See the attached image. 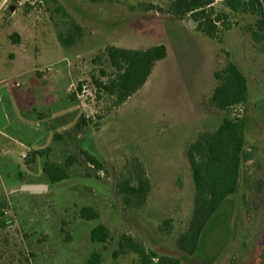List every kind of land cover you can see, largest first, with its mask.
<instances>
[{
	"label": "rangeland",
	"instance_id": "obj_1",
	"mask_svg": "<svg viewBox=\"0 0 264 264\" xmlns=\"http://www.w3.org/2000/svg\"><path fill=\"white\" fill-rule=\"evenodd\" d=\"M173 1L0 0V125L1 110L12 107V130H3L29 143L25 150L0 135V142H6L0 143V264H88L93 252L101 255V264H140L133 253L114 259L124 234L180 264H264V39L252 37L259 32L260 15L233 12L226 2L210 0L206 11L218 29V38L211 39L196 23L184 25L189 16L168 14ZM170 19L205 37L218 69L229 61L240 66L249 86L247 104L238 107L243 112L215 109L204 98L187 122L185 113L162 111L168 94L154 85L120 106L97 87L96 81L108 83L117 74L107 61V47L123 45L122 37L142 36L144 42L137 45L168 37L175 24L158 23ZM75 25L82 29L77 44L63 46L59 35ZM16 29L24 32L17 43L12 38ZM206 68L199 66V73L206 74ZM226 117L246 119V149L253 157L244 166L238 192L226 200L198 251L189 256L176 244L194 206L186 147ZM81 118L88 125L77 129ZM47 149L45 156L33 157L34 151ZM82 151L96 156L104 170L87 163ZM70 156L77 158L71 178L50 184L44 162L65 167ZM135 160L152 184L142 209L125 208L117 191V180ZM28 184L47 185L48 190L35 195L22 191ZM90 206L98 211L97 220L81 217L80 211ZM98 225L110 230L109 241H91Z\"/></svg>",
	"mask_w": 264,
	"mask_h": 264
},
{
	"label": "trees",
	"instance_id": "obj_2",
	"mask_svg": "<svg viewBox=\"0 0 264 264\" xmlns=\"http://www.w3.org/2000/svg\"><path fill=\"white\" fill-rule=\"evenodd\" d=\"M99 2L101 0H92ZM264 0H230L227 7L233 11H252L260 15L258 31H253L252 37L256 42L263 41L264 32ZM211 4L210 0H174L168 14L183 19L189 16L196 24V29L203 35L216 39L218 29L216 22L211 19L206 8ZM148 11L153 10L149 7ZM73 31L67 35L60 34L58 40L63 46L76 45L77 36L82 34L80 26L75 25ZM15 36V37H13ZM13 41L18 42V36L12 35ZM106 58L110 66L117 72L116 77L108 83L96 81L97 87L105 93L114 96L118 106L124 104L147 82L157 62L167 57L165 45H156L145 50L124 49L116 46L106 48ZM216 85L213 93L206 101L207 104L221 111L232 109L239 111L249 100L248 79L240 66L229 61L224 67L214 73ZM236 113V112H235ZM88 121L81 118L76 125L77 129L87 126ZM63 139L61 134L54 136ZM49 149L34 151L33 157L45 156ZM87 163L99 171L104 170L99 159L87 151H82ZM186 155L189 161L192 180L194 184L193 212L185 232L181 233L176 244L178 249L189 256H193L199 249V244L207 227L228 198L235 195L240 186L243 169L253 155L246 149V119L244 117H226L214 132L200 133L195 142L186 147ZM77 162V158L70 156L61 167L52 162H44L43 174L50 184H58L71 178L70 169ZM152 184L146 174L143 165L135 160L127 175L117 180V191L125 208L142 209L147 205ZM83 219L97 220L99 213L94 207H84L80 211ZM166 225L169 223L165 222ZM111 237L110 230L105 225L93 228L90 234L93 243H105ZM128 253L136 254L140 264H180L177 258L161 256L157 252L147 248L143 243L132 236L122 235L119 247L113 253L114 259ZM102 257L93 252L88 264H101Z\"/></svg>",
	"mask_w": 264,
	"mask_h": 264
},
{
	"label": "crops",
	"instance_id": "obj_3",
	"mask_svg": "<svg viewBox=\"0 0 264 264\" xmlns=\"http://www.w3.org/2000/svg\"><path fill=\"white\" fill-rule=\"evenodd\" d=\"M168 22L174 23L175 21L171 19L161 21L158 23V25ZM174 24V27H172L170 30V36L163 37L161 38V40H159V35L158 40L153 42L152 44L137 45V43L144 42V38L142 36L133 40H128L127 37H122L120 38V41L124 44L116 47L124 49L145 50L161 44L166 46L168 52L167 57L157 62L147 82L136 94H138L139 92L144 93V91L149 90V88L154 85V89H156V91L158 90L159 93L166 95L168 94L167 100L164 101L161 105L162 111H171L177 114L185 113L188 115L187 117H185V121L189 122L191 121L190 114L198 113V104L204 98H209L213 93L215 87L214 73L218 70V67L216 57L212 53V50L208 47L205 37H203L199 33L190 31L186 27L185 29L182 28L180 23ZM140 27L141 26H139V28ZM134 29L136 30V32L139 31V29H137L136 27H134ZM13 32L14 35L17 34V36H20L23 39V31L16 29ZM162 32L163 31L161 30V33ZM129 41L135 42L136 45L131 46V44H129ZM200 59L205 62L200 63ZM205 64L207 65L205 71L206 74L202 75V69H200L199 73L198 68L199 66ZM167 69H170V71L166 72ZM1 112L3 118L0 125V135L5 139H9L14 143L19 144L23 149H28L29 143L25 144L23 141L17 140L15 137H13L12 135L14 134H11V132H6L3 130V128L12 130V123H9V115L10 113L12 114V112H14V109H12V107H9L8 111L1 110ZM222 121L223 120L218 123L217 127L214 130H208V126L205 129H207L208 132H214L221 125ZM209 124L213 125L214 122H210ZM22 126L25 127L24 125ZM0 143L3 145L6 144L5 141H1ZM0 146L2 147V145ZM2 152L4 154H7L6 150H2Z\"/></svg>",
	"mask_w": 264,
	"mask_h": 264
},
{
	"label": "water",
	"instance_id": "obj_4",
	"mask_svg": "<svg viewBox=\"0 0 264 264\" xmlns=\"http://www.w3.org/2000/svg\"><path fill=\"white\" fill-rule=\"evenodd\" d=\"M10 12H14L15 11V7L11 6L9 9ZM186 27L191 28L195 25V22L192 19H189L186 23H185ZM48 190V186L47 185H24L22 186V191L24 192H28L31 194H40L43 193L45 191Z\"/></svg>",
	"mask_w": 264,
	"mask_h": 264
},
{
	"label": "built area",
	"instance_id": "obj_5",
	"mask_svg": "<svg viewBox=\"0 0 264 264\" xmlns=\"http://www.w3.org/2000/svg\"><path fill=\"white\" fill-rule=\"evenodd\" d=\"M215 1H216V2H218V1H219V2H220V1H221V2H228V1H230V0H215ZM6 3H7V1L5 2V4H6ZM211 4H212V3H211ZM5 6L7 7L8 5L6 4ZM83 92H86V91H83ZM238 112L241 113V112H243V111H242V109H240ZM25 157H26V155L24 156V158H25Z\"/></svg>",
	"mask_w": 264,
	"mask_h": 264
}]
</instances>
